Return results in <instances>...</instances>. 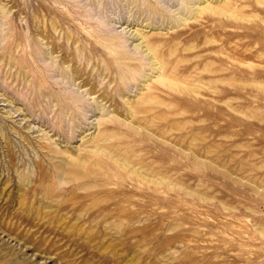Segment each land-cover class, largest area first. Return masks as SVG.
I'll use <instances>...</instances> for the list:
<instances>
[{
  "label": "rangeland",
  "instance_id": "rangeland-1",
  "mask_svg": "<svg viewBox=\"0 0 264 264\" xmlns=\"http://www.w3.org/2000/svg\"><path fill=\"white\" fill-rule=\"evenodd\" d=\"M91 1L0 0V264H264V0L151 32L181 86L152 82L145 117ZM140 11L115 27L169 22ZM100 132L121 161L61 181L55 152Z\"/></svg>",
  "mask_w": 264,
  "mask_h": 264
},
{
  "label": "bare ground",
  "instance_id": "bare-ground-1",
  "mask_svg": "<svg viewBox=\"0 0 264 264\" xmlns=\"http://www.w3.org/2000/svg\"><path fill=\"white\" fill-rule=\"evenodd\" d=\"M110 1L111 6L103 4L104 2L102 0H93V2L91 1V3H88L89 9L86 10V13L89 18L95 22L93 25H88V28L93 30L96 34L101 32L102 29L105 30L106 33L102 34L101 38L105 39L107 44L106 47L109 48V52L114 54V61L125 66L124 75L127 74L129 76L128 80L131 79L135 81L132 95L124 92L120 93V97L127 105L130 116L134 117L140 114L142 117H145L146 112L149 110L145 105L153 99V96L149 94L152 88V82L166 84L171 90L180 85L177 80L170 76L172 73L167 72L165 69L168 62L163 58L157 47L151 43V32L177 30V28L179 29L180 27L182 28L185 26L187 22L197 20L200 14L204 11L238 17V13L236 12L237 3H247L249 0H152L153 2H150V0ZM85 2L87 3V0H85ZM255 2L257 4H262V0H255ZM120 9H122L126 17L122 24H128L130 17L138 16L140 10V12L146 14L150 13L151 15L160 14L159 18L162 17V10H165L168 13L169 22L167 20V23H165L166 25L162 26V22L159 19L145 20L142 21L141 24L138 22L134 23L133 20H131L130 23H133H131L130 28H126L127 26H121L122 24H120V29H117L115 26L119 23V19H115V15ZM243 9L244 8H242V11ZM137 19H139V17ZM88 22L89 21H87V23ZM135 25H139V27L133 28ZM75 49L77 54H79V47L75 46ZM129 61H137L138 66L131 64ZM193 70L196 69L193 68ZM182 85V87L186 86L185 84ZM96 106L100 111V114L97 117L99 122L106 120L111 111L104 109L103 105L100 103ZM61 108L65 116L68 117V109L71 110L72 107L69 104L68 106L62 104ZM80 140L81 145L79 147L74 146L73 148H70L65 145L59 147L55 152L57 155H60L57 156L55 163L56 171L61 176V181L67 182L77 180L85 177L95 169H99L102 165V161L100 158L96 157L101 155V152L103 151H107L109 155H112V159L115 162L121 161V158L112 152L113 150L109 151L107 149L105 144L106 138L101 132L96 136L81 137ZM122 168H126L127 172L135 174L143 179L152 180L155 183H159L162 179V177L158 176L155 172L147 173V169L143 168L139 163L133 164L132 162H128L127 164H123ZM23 178L27 179L24 175Z\"/></svg>",
  "mask_w": 264,
  "mask_h": 264
}]
</instances>
